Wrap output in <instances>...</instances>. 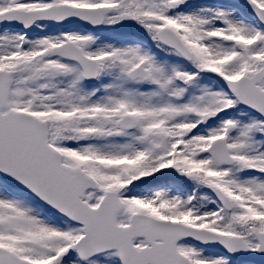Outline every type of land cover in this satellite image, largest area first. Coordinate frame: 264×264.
<instances>
[{
	"label": "snow or ice",
	"instance_id": "1",
	"mask_svg": "<svg viewBox=\"0 0 264 264\" xmlns=\"http://www.w3.org/2000/svg\"><path fill=\"white\" fill-rule=\"evenodd\" d=\"M0 264H264V0H0Z\"/></svg>",
	"mask_w": 264,
	"mask_h": 264
}]
</instances>
